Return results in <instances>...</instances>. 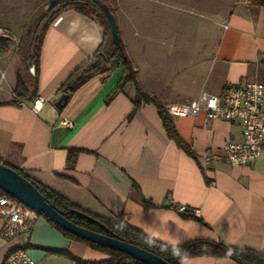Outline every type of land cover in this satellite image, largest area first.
Listing matches in <instances>:
<instances>
[{"label":"crops","instance_id":"0c3cea01","mask_svg":"<svg viewBox=\"0 0 264 264\" xmlns=\"http://www.w3.org/2000/svg\"><path fill=\"white\" fill-rule=\"evenodd\" d=\"M40 1L0 0V37L15 41L22 35ZM14 8L15 17L9 13ZM136 9L139 17L147 15L148 24L160 12L169 18L176 14L175 7L157 5L156 0H139ZM122 12L114 17L122 21L117 20L118 34L136 86L155 104H186L202 92L220 94L227 85L245 81L264 86L263 8L248 1L235 4L225 17L207 22L201 33L208 41L200 44L191 41L190 26L176 27L174 20L163 27L135 25L134 38L126 36ZM181 12L186 18L187 12ZM103 43L110 48L103 28L92 18L73 9L53 18L39 58L36 97L46 100L38 113L31 111V101L0 106V163L23 170L88 213L121 217L167 245L206 240L264 253V153L245 165L224 158L223 145L241 140L237 121L210 119L203 111L188 117L165 111L194 152L192 158L167 137L154 103L140 101L132 111L135 89L131 82L122 84L127 74L121 60H112L108 72L92 76L73 93L61 89ZM160 44L168 48L165 73L154 61ZM4 84L0 81V103H9L12 88ZM121 84V91L114 93ZM64 93L69 97L58 110L55 102ZM63 119L71 125L60 124ZM70 151L76 155L72 165L67 161ZM179 207L192 216H182ZM17 247L36 264H99L109 259L39 215L29 232L0 237V264ZM178 264L238 263L200 255L183 257Z\"/></svg>","mask_w":264,"mask_h":264},{"label":"trees","instance_id":"16d2710c","mask_svg":"<svg viewBox=\"0 0 264 264\" xmlns=\"http://www.w3.org/2000/svg\"><path fill=\"white\" fill-rule=\"evenodd\" d=\"M48 1L49 0H43L39 2L32 10L31 15L35 12H38L40 15L38 14L39 18L36 24L34 25V29L32 30L29 38L28 34L30 32H28L29 27L27 25L30 21V16L25 23L22 34L23 36L21 37V40L17 45L20 48L22 68L18 69L15 74V81L12 88L13 98L9 103H0V106L12 104L20 105V103H28L37 96L39 58L44 33L53 18L60 12L67 9H73L79 12L80 14H83L95 20L103 28L105 41L109 43L110 48L106 45L104 46V43L101 44V46L93 55L92 60L78 67L62 84L61 89H66L68 92L73 93L77 88H79L92 76L108 72L112 64L114 63L112 62V60H115L116 62L121 60L123 68L127 74L122 79V84L123 82H131L133 83L135 89V98L133 100L134 108L132 111H134L138 107L140 101H143L144 103H154L151 97L146 95L142 90H140L136 86L134 72L124 52L122 42L120 41V45L116 46L114 42L110 39V29L107 19L104 13L101 11V9L98 8L97 4L93 0H59L57 3L53 4L47 11H44L43 8L44 6H46ZM100 1L105 6H107L109 12L113 14L112 9L108 6V4L103 0ZM247 1L257 7L263 8L264 10V0ZM24 34L26 35L24 36ZM108 37L109 40H107ZM11 44L12 41L10 39L0 37V53H6ZM109 61L111 63H109ZM30 67H33L34 69L33 74L29 72ZM122 84L117 88V90H115L114 93L121 91L123 86ZM155 106L157 107V112L162 121V125L167 134V137L172 139L177 145V147L181 149L187 156L194 158V152L178 136L164 108L157 104H155ZM75 157V153H73V151H70L67 160L69 165H72L74 163ZM11 168L15 170L18 174L23 176L30 183H32L33 186L51 204H53L54 208L64 213L66 219H68L73 224L93 232L114 237L118 240L127 242L138 248L144 249L152 254L157 255L169 264H178V260L183 257H193L200 255L225 257L235 261L238 264H264V253L249 249H238L228 247L220 242L194 240L180 246H171L159 242L154 238L150 237L149 235L143 233L142 231L130 226L121 217H119L117 220H111L82 210L66 198L62 197L61 195L35 182L28 175H26L23 170L16 169L14 167ZM0 196L10 197L5 194L1 189ZM38 215L45 218L42 214ZM181 215L184 217L192 216L188 212L181 213ZM45 219L51 225L59 229L67 237L76 241H80L93 249L105 253L109 259L99 264H142L123 253L82 240L70 234L69 232L62 230L47 218Z\"/></svg>","mask_w":264,"mask_h":264},{"label":"built area","instance_id":"2783aa9c","mask_svg":"<svg viewBox=\"0 0 264 264\" xmlns=\"http://www.w3.org/2000/svg\"><path fill=\"white\" fill-rule=\"evenodd\" d=\"M43 97L31 101V111L38 113L43 107ZM264 86L256 82H239L227 85L222 93L202 92L186 104L166 105L165 111L172 116H195L201 111L210 119L237 121L241 129V140L228 141L223 145L225 161L232 165L250 164L264 153ZM60 124L70 126L65 119ZM180 213L187 212L179 207ZM38 214L16 199L0 196V237L11 239L20 233L29 232ZM2 264H36L22 248L7 252Z\"/></svg>","mask_w":264,"mask_h":264},{"label":"rangeland","instance_id":"374dc122","mask_svg":"<svg viewBox=\"0 0 264 264\" xmlns=\"http://www.w3.org/2000/svg\"><path fill=\"white\" fill-rule=\"evenodd\" d=\"M103 1H105L112 9L113 15L114 12L118 13L119 15V12L121 13V11L123 10V33H125L126 36L131 37L134 35L135 25H143L147 27H163L165 25H168V20H174L173 25H175L176 27L190 26L193 31L191 41L200 44L202 42L208 41V36L206 34H203L204 31L201 33V31L206 28V25H210L207 22H210L211 19L214 20V17H225L231 7H233L235 4H239L247 0H172L171 2L165 0L168 4L175 7V17L169 18V15H163L162 12H160L159 15L151 18V24H148V22L150 23V20L147 15L140 17L138 16L139 12L137 13L136 5L139 4V0H123V2L121 0ZM166 2H164V0H156L157 5H162L164 3L166 4ZM48 9L49 8L45 9V6L43 8L44 11H47ZM181 11L187 12V14L185 15L186 18H184V13ZM9 13L14 17L17 16L16 9L10 11ZM38 14V12H35L32 15L30 14V21L27 25L29 27L28 32H30L28 34V38L39 18L40 14ZM187 17L189 19H187ZM137 19H139V21L141 22L137 23ZM117 20H119L120 23L122 22L119 18L116 19V22ZM25 35L26 34H24V36ZM22 36L23 35H19L15 41H12V44L10 45L6 53H0V65L2 64V69H0V81L6 84V89L13 88L14 83L12 84V80L15 81L14 78L17 70L22 68V61H20V48L17 46ZM163 37V35L159 37L160 41H162ZM107 40H109V37ZM155 49H157L158 51V55H155L154 57L155 64L161 63V69H159V72L165 73V66L167 65V56L165 55V53L168 51V48L167 46L160 44Z\"/></svg>","mask_w":264,"mask_h":264},{"label":"water","instance_id":"95a60500","mask_svg":"<svg viewBox=\"0 0 264 264\" xmlns=\"http://www.w3.org/2000/svg\"><path fill=\"white\" fill-rule=\"evenodd\" d=\"M59 0H49L45 6L50 8ZM104 13L109 29L110 38L116 46L120 45L117 22L113 14H111L100 0H93ZM30 72L33 74L34 69L30 67ZM69 95L62 94L55 102V107L61 110L67 102ZM0 189L8 196L16 199L18 202L33 210L37 214H42L45 218L56 224L62 230L70 234L88 241L93 244L103 246L105 248L123 253L132 259L142 264H169L155 254H152L144 249L138 248L127 242L118 240L108 235L90 231L83 227H79L68 219L64 213L56 210L51 204L28 180L18 174L11 167L0 163ZM76 212V211H73Z\"/></svg>","mask_w":264,"mask_h":264}]
</instances>
